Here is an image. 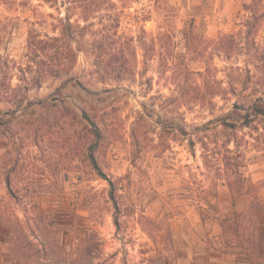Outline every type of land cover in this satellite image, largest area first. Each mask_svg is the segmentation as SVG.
I'll return each instance as SVG.
<instances>
[{
	"label": "rangeland",
	"instance_id": "374dc122",
	"mask_svg": "<svg viewBox=\"0 0 264 264\" xmlns=\"http://www.w3.org/2000/svg\"><path fill=\"white\" fill-rule=\"evenodd\" d=\"M70 6L0 0V228L19 227V218L34 243L23 234L8 240L12 255L25 264H194L215 242V217L252 201L240 197L233 207L219 176L227 171L224 146L235 138L240 148H229L241 152V172L257 186L264 236V122L225 129L216 121L234 104L264 97V0H82L72 22L105 31L111 76L102 78L97 52L86 51L52 77L44 71L62 59L57 47L68 44L62 21ZM30 35L42 43L38 66L28 61ZM24 74L40 85L24 89ZM220 89L226 93L208 96ZM229 161L234 179L238 161ZM8 177L23 201L10 195ZM37 212L54 227L44 228L48 220ZM87 227L97 233L94 260L80 257Z\"/></svg>",
	"mask_w": 264,
	"mask_h": 264
},
{
	"label": "trees",
	"instance_id": "16d2710c",
	"mask_svg": "<svg viewBox=\"0 0 264 264\" xmlns=\"http://www.w3.org/2000/svg\"><path fill=\"white\" fill-rule=\"evenodd\" d=\"M70 5H74L75 7H68L67 9V15L65 17V20L62 21V35L67 36L68 44L64 43L63 45H58L57 48H60V54L62 59L57 62L56 64L51 63V66H49V69H46L44 71L45 74L51 75L52 77H57L60 74H66L71 70V64H73V57L74 60H77L78 53L86 52H97V60L95 67L97 68V73L101 75L102 78H105L106 76H111L110 73L108 74V66H105V63L107 64L108 61L106 60V57H110L111 52L108 51L107 48V42L109 37L106 35L105 31H96L91 30V27H93L92 24L87 23L88 22V15L84 16V21L87 23L85 25H82L79 20H76L75 22H72L71 18V12L73 9L76 10V4L78 2H81L82 0H66ZM194 25L193 19L190 21L191 28ZM92 34V40L90 43L86 41L87 35ZM56 42L60 43V39H55ZM75 44V45H72ZM42 43L35 40V37L33 35L29 36V39L27 40V57L30 64H34L36 66L40 65L41 63L45 62L43 61L44 58L42 57L41 48L39 45ZM120 52V50L118 51ZM106 61V62H105ZM108 65L112 66L111 63H108ZM110 69V68H109ZM112 69V68H111ZM115 70V69H113ZM117 70V69H116ZM115 70V71H116ZM22 71V69H21ZM23 72V71H22ZM118 79H121V77H118ZM19 81L24 85V89H29L30 86L34 85H40V82L37 81V78L27 77L25 74L22 75V77L19 78ZM20 87H18L19 89ZM219 93H212L210 98H214L218 95L225 94V90L220 89L218 91ZM202 99H205V96L202 97V95L199 97H196L197 101H201ZM246 111V113H243L242 111ZM262 120L264 122V97H257L253 104L251 106H239L237 104H234V111L228 113L227 115L221 117L220 119H217V122H221V125L225 129H244L249 128L252 123L256 122L257 120ZM244 120V121H242ZM232 121V122H231ZM208 123H213V121H209ZM96 136L98 137V132L96 133ZM237 139L235 138L234 141H230L229 144L224 146V153L223 155V164L227 166V171L224 169H219V176L225 178L227 182V186L231 192V195L233 197V207L235 205V200L240 197L249 196L252 198L251 203L249 204L248 208L245 211H238L236 209H232L230 214L224 218L215 217V220L219 222L222 231H223V237L226 238L225 242V251L228 253L238 254L245 256L247 259V262L250 264H255V259L259 256V249H260V239H261V231L256 224V219L258 218L260 212L262 211L263 204L259 201L257 186L244 178L241 169L245 167L243 157L241 152L237 153L236 155H232L234 151L229 148V145L231 142L234 144L235 148H240V144ZM219 150V149H217ZM222 152L221 150L218 151ZM214 154V155H215ZM229 154V155H228ZM229 160H236L238 161L237 164L234 167L233 173L236 177L232 179V176L229 174V166L230 161ZM17 166L19 164V160L16 161ZM92 163L94 167L97 169L99 175L104 176L100 169L97 166V163L95 161V158L92 157ZM223 172V175H222ZM105 178V177H104ZM20 179V173L17 174L15 177L16 181H19ZM106 179V178H105ZM108 183L111 187L109 198L113 202L115 208L119 210L117 200H116V189L114 186V183L111 180H108ZM7 184L9 188L10 195L15 200H24L25 197L23 195L19 196L18 192L13 190L12 186V180L10 177L7 178ZM35 209L38 211V204ZM208 208H214V206L210 203H208ZM203 211V209H201ZM37 219L43 221L48 220L45 227L53 228L55 225V220H46V216L42 215L41 213L37 212ZM49 216V215H48ZM201 218L204 222L209 219V214L205 215L204 211L201 213ZM20 219H16V224L19 226L17 228H14V226L8 224L6 227V234L8 235L9 243L10 241L20 242L21 234H23V237L28 240V246L33 247L34 243L29 241L27 238V235L23 228L21 227ZM114 222L117 228H119V221L117 218H114ZM88 239L86 242V245L84 248L80 250V257H84V259L87 257L88 260H94L97 258V254L95 253L97 250V244H96V238L97 233L92 228L86 229ZM56 233H58V230H56ZM13 245V244H12ZM35 248V247H34ZM55 248L60 252L61 251V245L59 244V241H56ZM16 252V249H11ZM39 253V251H38ZM14 257V256H13ZM15 259H18L20 264L22 263V260L19 258L18 253ZM30 258V256H29Z\"/></svg>",
	"mask_w": 264,
	"mask_h": 264
},
{
	"label": "crops",
	"instance_id": "0c3cea01",
	"mask_svg": "<svg viewBox=\"0 0 264 264\" xmlns=\"http://www.w3.org/2000/svg\"><path fill=\"white\" fill-rule=\"evenodd\" d=\"M216 225L219 230L217 229L215 233L214 244L200 252L196 256L194 264H250L247 262L245 256L225 251V245L220 241L223 237L222 228L218 221H216ZM1 229L2 228H0V264H20L18 259L13 257L11 249L7 247V245L9 246L7 239L8 235L5 231L4 234H2ZM261 257H264V236L262 233L258 258Z\"/></svg>",
	"mask_w": 264,
	"mask_h": 264
}]
</instances>
